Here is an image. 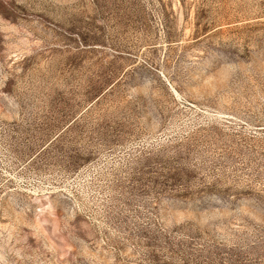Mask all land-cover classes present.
<instances>
[{
    "label": "rangeland",
    "instance_id": "obj_1",
    "mask_svg": "<svg viewBox=\"0 0 264 264\" xmlns=\"http://www.w3.org/2000/svg\"><path fill=\"white\" fill-rule=\"evenodd\" d=\"M0 264H264V0H0Z\"/></svg>",
    "mask_w": 264,
    "mask_h": 264
}]
</instances>
